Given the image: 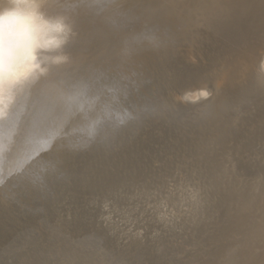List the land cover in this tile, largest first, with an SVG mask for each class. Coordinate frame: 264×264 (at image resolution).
I'll return each mask as SVG.
<instances>
[{"label": "bare ground", "instance_id": "1", "mask_svg": "<svg viewBox=\"0 0 264 264\" xmlns=\"http://www.w3.org/2000/svg\"><path fill=\"white\" fill-rule=\"evenodd\" d=\"M107 1L119 5L117 9L124 6L119 3V0ZM126 2L128 5L123 9L120 8L119 11L125 10L123 13L133 18L136 15L139 16L138 12L141 10L144 14L139 19V22L142 23L140 26L150 24L158 27L162 22L173 26L174 31L171 36L173 40L170 47H174L178 38L182 37L183 44L186 43L196 48L199 45V49L203 48V64L201 71L196 75L197 78L191 81L189 89L184 90L180 99L172 98L167 101L171 105L168 104L163 114H167L170 124L175 126V131H178L176 133L186 134L190 131L188 127L192 124L195 129L189 133V139L199 160L209 159L217 151L222 154L223 151L227 152V149L232 150L230 147L234 146L235 141V136H232V128L239 125L243 118L249 119L251 115L261 116L264 113V0H126ZM96 3V0H0V201L3 204L7 201V203L12 202L14 193L20 192L17 187L13 186L12 181L16 177L24 178L27 169H30L29 166L35 152L34 142L41 131L49 127L56 115V110L66 104L69 96L67 87L71 84H82L86 76L90 77L101 73L111 74L117 67L126 66L129 71L134 62L124 59L120 63H116L117 57L135 51L140 53L142 50L140 46L143 36L135 34L125 38L127 36L124 30L122 32L119 28H114L109 24L118 25V21H121L117 14L118 11H114L113 6L110 5V8L107 9L109 12L103 8L102 10L93 8L97 6ZM66 30L67 32L69 30L77 31L78 34L74 33L75 35L72 37L69 35L67 37ZM176 30H180L181 33ZM72 32L69 34L71 35ZM45 37L52 38L51 40L55 42L58 41L59 46L57 43L58 47H52L53 45L49 44L50 47L46 44L49 41H45L46 43L43 44ZM41 44L46 48H39ZM159 53H163V51ZM193 64L198 67L200 63L194 61ZM128 74L130 75V73ZM209 94L211 96L204 100ZM103 96L98 93L90 104L81 105L82 110L98 108L102 99L107 100L105 97L102 98ZM190 109L194 110L196 114L193 112L182 115ZM261 132L259 140L264 143V127ZM262 146L264 145L262 144ZM259 148L255 149L261 150ZM258 150L256 154L259 156ZM229 152L232 153L230 150ZM260 153L262 154V152ZM227 155L230 156V153L227 152ZM256 156L254 155L253 159ZM256 160L257 158L254 161L256 162ZM260 164L262 163L260 162ZM257 165L256 173L254 174V171H252L254 175L248 173L252 175L247 174L249 177L242 174L246 175L252 169L246 173H240L241 176L236 173H226L225 179L220 181L221 184L216 187L217 191L218 189L220 191H218L220 194L218 199H221L220 207L216 202V206L219 207V210L216 208L218 212L215 209L213 213L210 212L212 216L215 213L213 219L212 217L208 219L210 213L208 218L201 217L203 221L211 220L209 224L207 223L209 221L203 222L202 219H199L204 223L203 225L208 224L207 229H205L206 225L196 226L198 221L195 222L197 218L194 216L199 215V212L203 214L208 208L205 207L206 205L203 207L204 204L201 205L202 208H205L204 210H200L202 208L198 210L200 205H197V209L196 206L193 208L199 212L195 213L196 210L190 212L194 213V216L190 215L195 218L192 222L189 219L191 217H188L191 222L188 221L192 223L190 225L193 228V224L196 223V228L201 230L203 228L207 232L202 230L201 233L199 230L200 235L206 233L203 235L204 237L201 235L202 238H200L201 236L196 235L195 228H193V232H190L192 228L189 225V228L185 227V231L190 230L191 234L194 233L197 236L189 234L192 238L198 239L196 242L194 241L195 243H191V245L194 244L193 248L188 244L190 240H186L188 244L186 246H191L192 249H187L184 245L189 251L187 255L184 254V257L187 258L186 261L183 254L179 255V259L181 260L182 257L186 263L182 260L181 262L185 264H264V166L263 169H259V163ZM6 205L8 206V204ZM23 205L19 206L22 208ZM13 206L15 207V205ZM17 206L18 204L16 208H12L16 212L18 211ZM11 212L14 211L11 210ZM204 214L203 216L207 215ZM27 216L29 214L26 215V218L24 217L25 221ZM7 217L3 215V220ZM59 218H57L58 221L62 222ZM65 219L63 220L65 221ZM12 220L14 222V219ZM29 221L33 224V221ZM21 222L23 221L21 220ZM1 223L6 225L5 221H1ZM8 223L10 225V222ZM12 224L14 223H11V228H14ZM0 226L2 225L0 224ZM21 226L18 228L21 229ZM36 226L33 228L34 231ZM62 226H64L62 223H58L54 227L52 225L51 229L38 226L37 234L36 231L34 232L36 236L26 233V235H33L29 236L31 237L29 239L25 235V239H28L26 242L30 247L23 246L24 249L21 248L17 253H13L16 254L14 257L16 262L19 261L20 264H148L147 260H150V257L158 251H155L150 242L140 240L137 234L122 237L115 235L116 239L119 238L120 242L118 241V243L120 244L121 241L123 243L121 247V244L116 245L117 248H120L117 251L114 248L110 251L111 246L107 245L109 242L105 237L102 238L107 242H104L86 224L84 226H88L91 233L94 231L95 238L92 237L94 236L92 234L91 237L85 239V236L83 234L80 236L78 232L81 229L77 230L76 228L71 231L77 230L76 234L79 233L80 237H73L75 233H72L71 236L67 227L65 230L70 233L73 241L75 238L81 237L87 240L85 242L82 238L81 241L84 242H81L76 239L78 242L71 243V240L68 242L70 238L67 241L62 239L64 236L62 235V237L61 234L65 232ZM22 227H24L22 230L25 229V225ZM26 227L29 226L26 225ZM47 227L49 226L47 225ZM4 228L3 232H5ZM60 228L64 230L62 233L59 232L61 237L57 234ZM29 229L32 230L31 227ZM82 229H85L86 236H90L91 233L86 232L88 231L86 228L82 227ZM0 233L2 234V231ZM96 234L98 239L102 240V244L105 243L109 247L108 251H106L105 245L102 247L101 244L99 248L98 244L101 240H98L97 249L92 246L94 243L91 245L90 241L88 242V239H96ZM65 236L67 237V235ZM183 236L180 238L182 239ZM112 238L111 240L114 241L115 238ZM112 243L111 245L114 247ZM183 244L180 246L184 247ZM173 246L169 250L179 249L175 245ZM105 247L106 249L103 250L102 248ZM184 249L180 250L184 252ZM164 253L167 254V252ZM168 254L167 256L163 254L166 259ZM174 256L173 259H177L178 256ZM161 261L160 263L165 264L164 261ZM157 262L159 263V261ZM172 262L170 261L171 264ZM10 263L12 264L11 261Z\"/></svg>", "mask_w": 264, "mask_h": 264}, {"label": "rangeland", "instance_id": "2", "mask_svg": "<svg viewBox=\"0 0 264 264\" xmlns=\"http://www.w3.org/2000/svg\"><path fill=\"white\" fill-rule=\"evenodd\" d=\"M96 1L98 7L94 5L93 8L107 10L110 6H113L112 9L118 11L117 14H119L121 21H118V25L109 24L114 28H119L122 32L124 30L127 36L125 38L135 34L143 36L142 45L140 46L142 50L140 53L135 51L117 57L116 63H120L124 59L128 62H134L129 69L130 72L128 67L121 66L114 69L111 74L101 73L90 77L86 76L82 84H71L67 87L69 96L66 104L56 110V115L50 122L49 127L43 129L34 142L35 152L29 166L30 169H27L24 178L16 177L12 181L13 186L17 187L21 194L15 192L16 197L14 196V200L10 203H7L8 201L4 202L5 205L0 201V207L5 206L6 210L4 208L0 210V224L2 225L0 226L2 231V234L0 233V264H11L10 261L12 264H20L19 261L16 262V258L14 259L16 254L13 253H17L26 246L27 248L30 247L26 241L35 234L34 232L38 229V226L43 227L45 225L43 228L51 229L52 225L54 227L58 223L64 224L62 226L64 230L67 227L70 230L71 234L67 230L64 232V234L67 232L65 234L67 237L62 233L64 231L61 230L62 228L57 233L59 236L62 233L61 236H64L62 239L66 241L70 238L68 242L71 240V243H76L78 242L76 239L79 241L84 239V237L75 238L73 241V238H71L72 233L76 235H73V237H80L83 234L86 239V237H91L95 231L102 240L105 237L109 242L107 245L111 246L110 251L113 248L117 251L120 249L117 246L121 244V247L123 242L121 241L119 244V238L117 240L115 235L122 237L137 234L140 240L150 242L155 251L158 250L154 255L152 254L157 256H155L156 259L153 260L155 257H150V260H147V263L149 261L148 264H156L157 261H159L157 264H164L162 261L166 259L165 256L168 253L171 254H168L166 259L168 263L165 260V264H169L173 260L174 264H180L181 260L183 262L187 260L184 254L187 255L189 251L186 250L188 244L191 245L194 241L196 242L198 238L195 237L206 234L200 235V232L202 233V230L207 232L205 229H207L211 220H204L205 222L209 221L205 226L203 225V219L210 212L213 213L214 209L218 212L221 199H218L220 194H218L219 189L217 191L216 187L225 179L226 173H236L241 176L242 173L252 169L246 175L242 174L249 177L252 175L248 173L253 174L252 171H254V174L256 173L257 163H259V169L264 166V146H262L264 143L259 140L264 127V113L261 116L259 115L260 117L251 115L249 119L243 118L240 120L239 125L232 128V136H235L234 146L230 144L232 150L229 149L232 153L228 149L226 150L231 157L225 151L222 154L217 151L213 157L205 160L198 159L199 157H197V153L191 145L189 133L195 129L192 124L188 127L190 131L186 134L176 133L178 131H175V126L170 124L167 114H163L168 104L171 105L167 101L172 98L180 99V95L183 94L184 90L189 89L191 81L197 78L196 75L201 71L203 64V48L199 49V45L196 48L186 43L183 44L182 37L178 38L174 47H170L173 40L171 36L174 31L172 25L162 22L158 27L150 24L140 26L142 23L139 22V19L144 14L141 10L138 12L139 16L136 15L132 18L124 14L125 10L119 11L122 6L117 9L119 5H114L107 0ZM119 1L121 5H124L123 8L128 5L126 0ZM176 31L180 32V30ZM69 32L72 31L69 30L67 34L65 33L66 36L72 37L78 34L77 31L72 32L71 35ZM48 39V37H45L43 39L44 43H41L45 44L49 41V43H46L47 45L59 46L58 41L55 42L51 40L52 38ZM43 47L42 44L39 46V48ZM161 51L163 53H159ZM194 61L200 63L198 67L194 66ZM98 93L104 95L102 98L105 97L107 100L102 99L96 109L82 110L81 105L90 104L93 99L95 100ZM207 96L203 99L206 100L211 94ZM192 113L196 114L194 110L190 109L182 115ZM260 143H262V149ZM256 147L261 150L255 149ZM257 150L261 157L256 154ZM226 155L227 157H225ZM254 155L258 157L256 156L253 159ZM226 158L227 160H225ZM258 158H261V160H258ZM23 199L27 206L23 205ZM17 204L18 213L15 209H12L16 208ZM202 204H204L203 207L206 205L205 207L209 209L206 210L207 213L206 211L203 212V214H207H204L206 216L198 211L202 208ZM19 205H23V209ZM197 205H200L199 208ZM195 206L196 209L198 208V210L195 209L196 211L193 209ZM19 208L21 209L19 210ZM11 210L14 212L12 213ZM192 210L195 213L199 212L198 217L194 216V213H190ZM30 211H32V214ZM5 212H8V217ZM23 212L27 213L26 215L29 214L26 219L29 223L25 221L26 215ZM212 213H210L211 216L209 214L208 219L210 217L213 219L215 213L213 216ZM190 214L198 219L195 221H198L197 224L194 222L196 226L206 227L201 230L193 224L197 236L190 233L194 231L190 222L195 220ZM3 215L9 219L5 218L3 220ZM188 217H191L189 218L191 221ZM57 218L62 222H59ZM12 219H14V222ZM199 219H202L203 222H200ZM21 220L23 222L20 223ZM29 220L33 221V224ZM1 221H5L6 225ZM8 222H10V225H8ZM11 223H14L12 224L14 228H11ZM80 224H86L90 227L89 229L92 228L91 230L94 231L91 233L88 226ZM18 225H25V229L22 230L24 228L22 226L19 229ZM26 225L29 227H26ZM35 225H37V228L34 231ZM188 225L192 228H190L192 230H189L190 232L185 231V227ZM69 226L72 227L69 228ZM81 226L88 230L86 232L91 233H87L90 236L85 235V229H82ZM2 227L5 232H3ZM30 227L32 230L29 229ZM74 228L81 229L78 231L80 236L79 233L76 234L77 230L72 232ZM11 230H13L12 233ZM26 233L33 235H26ZM97 234V240L94 239L95 234L92 236L94 238H91L94 240L88 239L91 245L94 243L92 246L96 249L98 245L99 248L105 245V243L102 244L101 239H98ZM189 234L191 236L195 235V240ZM25 235L28 239H25ZM179 235L183 238L181 239ZM188 235L190 238H188ZM111 236H114L117 241ZM85 239L84 241L87 242ZM10 240L12 241L10 242ZM98 240H101L100 243ZM186 240L189 241L188 244ZM172 241H174V244ZM20 242L22 243L20 244ZM180 242L182 243L180 244ZM97 243L99 244L97 245ZM182 244L187 246H180ZM107 245H105L107 247L106 251L109 250ZM173 245L179 249H175L176 251L174 249V251L169 250L171 246L174 247ZM193 245H191L192 248ZM191 246L187 249H192ZM106 247L102 249L105 250ZM183 248H185V253L182 251ZM7 250L9 251L7 252ZM164 252H167V254ZM4 254L7 255L4 256L5 258L2 256ZM182 254L185 261L182 257L181 260L179 259ZM173 256L177 257V259L175 258L176 261ZM159 257H163L161 258L162 261L158 260ZM178 259L180 262L177 261ZM183 262L181 264L186 263Z\"/></svg>", "mask_w": 264, "mask_h": 264}]
</instances>
